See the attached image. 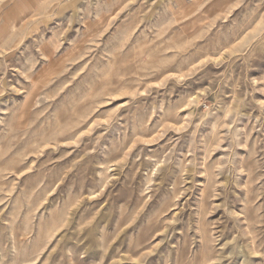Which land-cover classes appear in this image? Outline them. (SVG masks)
I'll return each instance as SVG.
<instances>
[{
	"label": "rangeland",
	"instance_id": "obj_1",
	"mask_svg": "<svg viewBox=\"0 0 264 264\" xmlns=\"http://www.w3.org/2000/svg\"><path fill=\"white\" fill-rule=\"evenodd\" d=\"M0 264H264V0H0Z\"/></svg>",
	"mask_w": 264,
	"mask_h": 264
},
{
	"label": "bare ground",
	"instance_id": "obj_2",
	"mask_svg": "<svg viewBox=\"0 0 264 264\" xmlns=\"http://www.w3.org/2000/svg\"><path fill=\"white\" fill-rule=\"evenodd\" d=\"M20 7L21 5H19L17 8L20 10ZM18 15L17 13L14 14V16ZM13 17V16H12ZM52 48H48V53L50 54L51 53V50ZM206 261V260H205ZM182 263V262H181Z\"/></svg>",
	"mask_w": 264,
	"mask_h": 264
}]
</instances>
